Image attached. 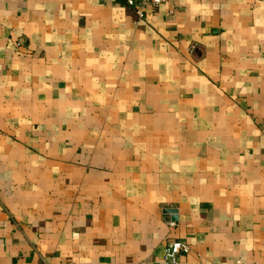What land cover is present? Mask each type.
I'll use <instances>...</instances> for the list:
<instances>
[{"label":"crops","instance_id":"0c3cea01","mask_svg":"<svg viewBox=\"0 0 264 264\" xmlns=\"http://www.w3.org/2000/svg\"><path fill=\"white\" fill-rule=\"evenodd\" d=\"M140 7L0 0V264H264V0Z\"/></svg>","mask_w":264,"mask_h":264},{"label":"built area","instance_id":"2783aa9c","mask_svg":"<svg viewBox=\"0 0 264 264\" xmlns=\"http://www.w3.org/2000/svg\"><path fill=\"white\" fill-rule=\"evenodd\" d=\"M128 6L136 9V14L140 20L145 17V12L142 9V5L160 6L170 0H122ZM191 248L188 244L181 241L170 242L165 249V261L168 264H179V258L182 254L190 253Z\"/></svg>","mask_w":264,"mask_h":264},{"label":"water","instance_id":"95a60500","mask_svg":"<svg viewBox=\"0 0 264 264\" xmlns=\"http://www.w3.org/2000/svg\"><path fill=\"white\" fill-rule=\"evenodd\" d=\"M171 211V210H170ZM172 213V212H171ZM176 219V218H175Z\"/></svg>","mask_w":264,"mask_h":264}]
</instances>
